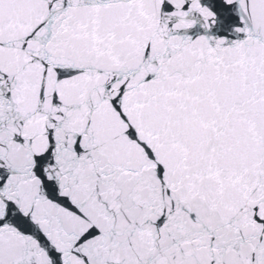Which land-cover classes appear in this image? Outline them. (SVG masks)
I'll return each mask as SVG.
<instances>
[{
	"label": "snow or ice",
	"instance_id": "6c2138e0",
	"mask_svg": "<svg viewBox=\"0 0 264 264\" xmlns=\"http://www.w3.org/2000/svg\"><path fill=\"white\" fill-rule=\"evenodd\" d=\"M0 264H264V0H0Z\"/></svg>",
	"mask_w": 264,
	"mask_h": 264
}]
</instances>
